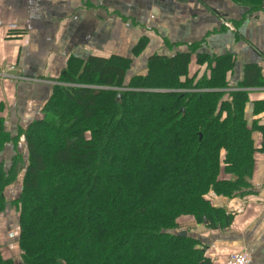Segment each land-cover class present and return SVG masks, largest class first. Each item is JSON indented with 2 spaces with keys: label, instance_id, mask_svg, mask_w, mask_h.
I'll return each mask as SVG.
<instances>
[{
  "label": "trees",
  "instance_id": "16d2710c",
  "mask_svg": "<svg viewBox=\"0 0 264 264\" xmlns=\"http://www.w3.org/2000/svg\"><path fill=\"white\" fill-rule=\"evenodd\" d=\"M191 55L152 56L131 78L129 59L73 58L18 136L0 118V151L26 146L9 163L0 160V222L10 207L17 211L23 264H211L199 241L180 236L178 221L230 225L209 193L249 195L264 153V101L225 92L230 56L198 55L208 71L189 77ZM250 104L263 120L249 123ZM20 178L10 202L6 191ZM0 264H16L1 246Z\"/></svg>",
  "mask_w": 264,
  "mask_h": 264
},
{
  "label": "crops",
  "instance_id": "0c3cea01",
  "mask_svg": "<svg viewBox=\"0 0 264 264\" xmlns=\"http://www.w3.org/2000/svg\"><path fill=\"white\" fill-rule=\"evenodd\" d=\"M187 52L192 53L189 77L208 71L198 55L230 56L234 66L225 92L245 91L251 102L264 101V86L258 85L264 82V5L250 11L232 0H0V68L16 67L9 79H0V118L5 130L18 136L41 115L73 58L129 59L131 78L146 71L152 56ZM246 112L251 124L263 117L254 115L252 104ZM16 150L25 153L23 140L17 147L6 145L0 160L9 163ZM21 179L6 191L10 202L20 195ZM209 197L230 215V225L211 228L183 216L180 233L199 241L211 264H224L242 250L252 255L251 264H264V153L257 155L249 195ZM234 206L242 211L233 212ZM18 234L19 216L10 207L0 222L5 258L19 257Z\"/></svg>",
  "mask_w": 264,
  "mask_h": 264
},
{
  "label": "built area",
  "instance_id": "2783aa9c",
  "mask_svg": "<svg viewBox=\"0 0 264 264\" xmlns=\"http://www.w3.org/2000/svg\"><path fill=\"white\" fill-rule=\"evenodd\" d=\"M226 26L234 30L233 27L226 23ZM16 67L14 65H7L4 68H0V79H9L11 77V72H14ZM233 212H241L242 208L240 206H234L232 208ZM252 255L247 250H242L240 252L233 253L228 257L224 264H251Z\"/></svg>",
  "mask_w": 264,
  "mask_h": 264
},
{
  "label": "rangeland",
  "instance_id": "374dc122",
  "mask_svg": "<svg viewBox=\"0 0 264 264\" xmlns=\"http://www.w3.org/2000/svg\"><path fill=\"white\" fill-rule=\"evenodd\" d=\"M249 7V9H250V11L252 10V11H256V10H258V9H252V8H250V6H248ZM57 84H59V83H57ZM57 84H55V85H57ZM65 86H79V84H67V83H63ZM54 85V86H55ZM146 91L145 92H150V93H155V92H160V93H162V92H166V93H170V92H175V91H172V90H152V89H145ZM226 90V89H225ZM210 195H213L212 193H209V196ZM214 196V195H213ZM244 198V197H243ZM178 232L180 233V231L178 230ZM15 262H16V264H23L22 263V261H21V259H20V257H16V259H15Z\"/></svg>",
  "mask_w": 264,
  "mask_h": 264
},
{
  "label": "water",
  "instance_id": "95a60500",
  "mask_svg": "<svg viewBox=\"0 0 264 264\" xmlns=\"http://www.w3.org/2000/svg\"><path fill=\"white\" fill-rule=\"evenodd\" d=\"M205 224H206V223H205ZM180 236L186 237L187 234H186L185 232H183V233H180Z\"/></svg>",
  "mask_w": 264,
  "mask_h": 264
}]
</instances>
